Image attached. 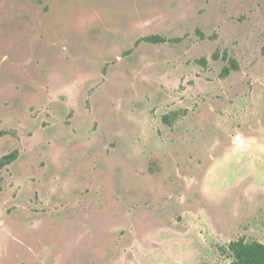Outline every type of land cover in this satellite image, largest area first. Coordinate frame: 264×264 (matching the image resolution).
<instances>
[{
  "label": "rangeland",
  "instance_id": "obj_1",
  "mask_svg": "<svg viewBox=\"0 0 264 264\" xmlns=\"http://www.w3.org/2000/svg\"><path fill=\"white\" fill-rule=\"evenodd\" d=\"M13 151L0 264H231V241L264 245V0H0Z\"/></svg>",
  "mask_w": 264,
  "mask_h": 264
},
{
  "label": "trees",
  "instance_id": "obj_2",
  "mask_svg": "<svg viewBox=\"0 0 264 264\" xmlns=\"http://www.w3.org/2000/svg\"><path fill=\"white\" fill-rule=\"evenodd\" d=\"M142 42L151 44H177L180 39H166L161 36H149L141 40ZM218 55H213V59H217ZM223 60L228 59L224 54ZM200 66L206 67L207 62L205 58L196 61ZM237 64L234 60H228V66L224 67L221 73V77L229 75L231 70H237ZM18 152L13 151L0 158V178L1 172L5 167L10 166L18 159ZM227 251L232 259L231 264H264V245L259 242L246 243L243 238H238L231 241L227 246Z\"/></svg>",
  "mask_w": 264,
  "mask_h": 264
}]
</instances>
